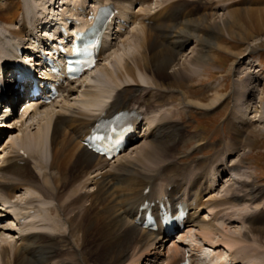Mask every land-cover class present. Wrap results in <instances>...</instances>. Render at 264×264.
<instances>
[{"label":"bare ground","instance_id":"1","mask_svg":"<svg viewBox=\"0 0 264 264\" xmlns=\"http://www.w3.org/2000/svg\"><path fill=\"white\" fill-rule=\"evenodd\" d=\"M73 1H63L58 7H51L49 0H5L0 3V66L3 63L4 66L9 65L12 58L17 56L19 48L34 39L40 32V27L50 24L52 17L57 16V20L66 25L63 18H60L58 9L61 7L60 12H65ZM76 1H81L83 7L93 6L94 10L101 5L118 4L120 14L116 19L123 18L130 25H136L132 28L131 36L126 38L124 34L130 31L124 24H117L121 29L125 27L124 33L119 28L113 33L111 31V41L104 43L101 57L107 60L113 50H121L122 54L114 60L112 68L103 65L102 75L92 76L91 83H86L80 95L78 91L83 83H77L84 79L63 86L62 99H56L49 105L34 104L32 108L28 107L23 111V114L35 115L40 110V113L46 114L44 119L47 122L43 123L41 130L33 133L31 141L27 137L18 138L20 141L17 142L12 140V145L8 146L11 150L4 157L0 155V221H16V227L9 222L3 224V229L19 233L17 242H6L9 237L6 241L1 239L0 264H78L76 257H60L61 252L58 254V261L54 258L60 242H69V237L78 233H83L80 255L84 261L87 262L88 257H99L103 264H121L133 256L136 264L144 256L151 257L153 250L169 241L161 237L162 233L149 232L135 223L140 204L145 199L159 196H168L174 202L189 201V205H195L194 211L189 214L188 226L198 229L204 238H209L204 241H208V247L219 252L224 249L229 251L230 263L264 264V229L257 231L258 228H255L256 223L264 219L263 206L254 213L242 214V218H246L244 221L251 224L248 232L245 231L240 237L224 233L217 242L213 241V236L222 230L213 220L198 217L201 209L213 208L216 210L214 218H217L230 206H237L235 203L243 198L254 204L264 197V190L249 188L247 181H241L244 187L233 189L232 186L229 189L230 198H211L204 202L206 187L201 179L210 180L208 174L194 171L193 166H182L177 159L172 158V150L177 143H189L196 137H189L180 128L179 122L182 119L176 115L181 113L178 106L181 105L184 111H189L187 109L192 106L205 111L219 108L228 99L222 92V85L209 86V90L211 88L214 91V97L211 100L207 98L209 102L204 103L200 95L191 100L190 91L180 94L175 86L160 84L163 78L193 79L198 74L195 66L205 71V64L214 54L213 46L220 42V33L225 30L235 39L242 38L241 41L253 36L254 31L264 30V0H215L217 7L225 11L221 16L217 13L196 16L194 11L188 9L186 0H162L159 5L156 1L155 7L148 4L151 0ZM88 2H92V5ZM136 2H139L138 10L127 13L128 8ZM215 7H211V10ZM50 14L53 16H49ZM210 29L217 33L210 37ZM46 34L48 33H44V36ZM130 38L131 42L128 41ZM193 39L199 47L197 53L181 61L178 58L181 50ZM259 44H250L243 53H234L237 57L236 66L230 68L237 75L246 74L245 78H238L232 83L235 86V90L231 91L235 109L231 113V123L236 137L242 136L247 140L263 132L262 128L250 126L255 120L264 121V112L258 119H254L255 115H250L255 110L256 101H261L260 98L264 97L259 95L264 89V77L245 70L254 68L260 73L262 68L256 62H244L246 56L258 50ZM76 93L78 99L72 97ZM168 104L171 106L166 107ZM121 110H126L136 125L140 119L146 120L145 125L149 127L142 136L147 137V141L137 146L135 155L126 160L120 155L114 162H110L84 146L82 136L91 131L97 120L110 117ZM155 114L158 116L152 117ZM6 121L8 123L10 120ZM20 122L19 126L23 128L26 125L24 118ZM31 127L32 124L25 127L24 131ZM196 139L200 143L197 147L202 148L204 137L197 136ZM236 142L239 145L242 141ZM237 145L228 150L236 152L239 149ZM22 149L27 151L28 157L33 159L34 167L39 169L38 183H31L25 178V170L18 167L27 157ZM217 161H214L216 167L214 171L212 169L213 173L225 172L227 169L220 170L221 162ZM240 163L235 162L230 167L238 168ZM75 178H87L79 190L81 193H78V197L70 193L60 203L62 197L61 200L57 198L67 188L74 186L72 179ZM90 186L93 188L88 189ZM75 187L78 189L80 185ZM147 187H150L148 192L145 191ZM20 189L27 191L26 195H20L19 201L12 200ZM82 192L86 197L95 195L91 199V206L100 211L95 213V221L90 224L84 222L82 215L72 218L65 213L72 203L83 200ZM51 199L58 201L57 207L43 208L49 204L47 200ZM23 200L25 205H21ZM83 210L87 213L90 208L84 207ZM53 211L57 212L55 218H52ZM227 221L232 222V219ZM65 224L71 229L69 237V234L61 231ZM53 231L57 234H53ZM44 235L49 237L44 238ZM47 238H53L52 242L48 243ZM184 239L183 235L179 241L182 248L176 243L168 248L169 264H177L181 257L184 260L189 252L184 249L183 244L190 243ZM202 248L203 246H192L191 257L197 255Z\"/></svg>","mask_w":264,"mask_h":264},{"label":"rangeland","instance_id":"2","mask_svg":"<svg viewBox=\"0 0 264 264\" xmlns=\"http://www.w3.org/2000/svg\"><path fill=\"white\" fill-rule=\"evenodd\" d=\"M156 1L159 5V3H161L162 0H151V2L148 4H150V6L152 7H155ZM248 1H251V0H248ZM4 2L5 0H0V3H4ZM185 2H186V5L188 6V9H190L191 11H194V14L196 16H200V15L202 16L207 13L208 14L217 13V15H220V16L225 14V11L223 10V8L219 9V7H217V4H216L217 2L215 0L213 1L211 0H186ZM262 4L264 5V2H262ZM214 6H216L215 7L216 9L214 8L215 10L214 9L211 10V7H214ZM132 7H134L135 11H137L139 8V2L134 3ZM135 25L136 23L132 24V27L129 28V31L130 30L132 31V28ZM137 26L139 25L137 24ZM131 31L130 33H125L124 38H126L127 36L130 37L132 33ZM213 33H217V31L210 29V37L211 35H213ZM252 33H253V36L246 38V40L244 39V41H241L242 38L239 37L235 39L225 30L224 33L222 34L220 33L221 35L220 42L218 44H215V46H213L214 54H212V57L208 60L207 64H205L206 65L205 71L200 70L201 69L200 67L195 66L196 70L198 71V74H196L193 79L175 80L174 78H170V79L163 78L160 81V84H163L167 87L175 86L176 90L180 94L183 91H190L192 93V96L190 97L191 100H195L200 95V99L204 103H208L209 102L208 99L211 100L214 97V91L211 90V88L209 90V86L212 87V85L221 84L222 92H224L227 95V98H228L227 101H225V104L223 106H219V108H216L210 111H205L203 108L192 106L189 109H187L189 111H186V110L184 111L183 107H181L180 105L178 106V108L180 109L181 113L176 114V115H179V117L182 119V121L179 122V126L181 129L185 131L184 133H187L189 137L190 136H193V137L196 136V137L195 139H191L189 143H184V144L177 143L178 145L176 144V146L172 150V155L174 154L172 158L177 159L178 162H180V165L182 166L183 165L187 167L193 166L195 167L193 169L194 171H197V172L202 171L208 175H210L212 173L210 171L216 167V164H215L216 162H214L216 160H218L217 162H221L222 166L220 165L219 168L227 169L223 173L220 172L214 175L211 174V176L213 177L212 180L210 179L206 181L205 179L204 180L201 179V182H203V185L206 187L203 193L204 202L210 201L211 198L214 199V198L229 197L231 195L229 189L232 188V186L234 187L233 189L244 187L242 186L241 181H247L248 183L246 185L248 186L250 185L249 188L251 187L252 189L254 188V189L264 190V121L261 122V121L255 120L252 123V126H250L251 128L252 127L257 128V129L262 128L263 132L257 133L249 140H247L245 137H242V136L236 137L234 130H232L233 126L231 123V116H232L231 113L233 112V109H235V104H234L235 101H233V97L231 96V91L232 89L235 90V86H233L232 83L235 82L238 78L243 79L246 76L245 73H240L237 75V72L230 69L236 66L235 60L237 59V57L234 55V53H237L239 51H242L243 53L247 49L248 45L260 43L258 45V50H255L256 52L253 51L251 55L246 56L244 58V62H246V64L249 62L255 63L259 59L260 62L263 64V68L260 73H257V69L255 70L253 68H252L253 70L252 69H248V70L245 69V70L247 71V73L250 72L253 75H256V76L262 75L264 77V30H262L261 32L254 31ZM128 41L131 42L132 41L131 38ZM125 42L127 43V40ZM127 47H128V44H127ZM198 48L199 47L196 44L195 39H193L189 44H187L181 50L178 58H180L181 61L185 59H189L197 53ZM111 53L112 54L110 58H108L107 60L100 61V64H101L99 66L100 70L95 71L92 75H95V74L97 76L102 75L103 71L101 72V69L103 68V65H107L110 68H112L114 60H116L117 58H120L122 51L119 50L118 52H115V50H113ZM170 72H171V69L169 68L168 73ZM90 79H92V76L88 75L87 77L84 78L83 81H80L81 83L79 82V84L83 83V85H80L79 87V91H78L79 95L85 89L84 86L86 85V83L88 82L91 83ZM263 83H264V79H262V84ZM78 93H76L72 97L73 98L76 97V99H78L79 98V96L77 95ZM259 95L264 96V89L262 90V93H260ZM260 100L261 101H258V102L256 101V107L254 108L255 110L252 113V115H250V116L255 115L256 117L254 119H258L261 113L264 112V97H262V99L260 98ZM170 106L171 105L168 104V106L166 107H170ZM17 116H18L17 114L13 113L10 116L9 118L10 121H8V123L0 125V149L1 150L4 149L3 151H0V155H2L3 157H4V154L8 152V150L9 151L11 150L8 146L12 145L11 144L12 140L17 142V141H20L18 140V138L20 139L22 137H27L29 138V141H31L30 138H32L33 133H36L38 130H41L43 123L47 122V120L44 119L46 117V114L44 112L42 113L38 112L32 116L24 115V121L26 122V125L22 128L19 126L22 122V121L20 122L22 118L20 119L19 117L18 119ZM153 116L157 117L158 115L155 114V115H152V117ZM12 122H15V123L13 124ZM31 124H32V127L28 128L27 131H24L25 127H28ZM147 127H149V125L144 126L143 132H145V129ZM62 135L63 134H61V137H63ZM197 136L204 137L205 139L202 141V145H203L202 148H200V146L197 147V145L200 144V143H197L198 142V140L196 139ZM236 140L242 141V142L239 145H237ZM145 141H147V137L141 138L136 144L129 147L126 150V152L123 153L124 158L122 159L126 160L127 157L135 155V149L137 148V146L142 145L143 143H145ZM235 144L237 145V149L238 148L239 149L236 152L231 153L228 150V148H230L231 146L232 147L235 146ZM244 156H246L245 159H244ZM242 160L244 161L241 162ZM235 162L237 164L240 163L241 166H239L238 168L235 167V169H233L230 166ZM18 165H19L18 167H21V169L23 168L25 170V178L32 181L31 183L35 184L39 182V174H38L39 169H36L34 167L33 159L30 161L29 159L24 160L22 163ZM86 179H83V178L72 179V182L75 183L74 186H72V188L71 187L67 188V190L65 191L62 190L64 192L60 194L59 198H57L61 200L60 198L62 197V200L59 202L61 203L64 200V198L68 197L70 193H74L75 197H78V193L79 194L81 193V191L79 192V190L83 187L82 186L84 185L83 182ZM77 180L79 181L77 182ZM75 185L76 186L80 185V187L77 189ZM91 188H93V186H90L88 189H91ZM25 192L27 191L20 189L16 193V196L12 198V200L14 201L21 200L20 195L24 194L25 196L26 195ZM29 193L31 194V192ZM82 196H83V200L81 202L72 203L66 209L65 213L71 216L72 218H75V216L82 215L81 217H83L84 222L90 224L91 222L95 221L93 220L95 218L94 217L95 213H97V211L98 212L100 211L99 209L97 210L96 207L91 206V203H92L91 199L95 195L91 197H86L85 194H83L82 192ZM251 200H254V199H251ZM24 201L25 200H23L21 205H25ZM47 201L49 204L44 205L43 208H47L48 206H52L54 208L57 207V204H58L57 200L51 199ZM263 202H264V197H262L260 200H258L254 204L251 203V201L244 200L243 198L241 200H238L235 203V205L237 206H234V207L230 206L223 213H221L220 216L218 215L217 218H214L216 210L213 208H211L212 210H210V208L201 209L198 212V217L200 218L204 217L205 220H213L214 223L222 230V231H219L220 233L217 232L216 234H214L213 236L214 242L215 241L217 242L218 239H221L224 233L232 235L234 237H238V236L240 237V235L242 233H245V231L248 232L251 227V224L244 221V219L246 218H242L243 216L242 214L254 213L260 207L262 206L264 207ZM84 207H87V208L89 207L90 211L87 213L84 212L83 210ZM46 212L47 211H45V213ZM53 212L54 213H53L52 218L57 217V212L56 211H53ZM257 214L259 215V212H257ZM229 219H232V222L227 221ZM263 221L264 219L256 223L255 228H258L257 231H261L264 229ZM9 222H11L12 225L16 224V222L11 219L2 221V222L0 221V227H2L0 228V241L1 239L3 241H6L8 240V237H9V241H6V242L12 241V243H14V242H17L19 233L11 232V231H7L3 229V224H7ZM188 229H189V232L184 233L185 241L187 240L188 242H192L196 246L201 245L200 247L209 246V244H206L208 241L206 243L204 242L208 240L209 238L207 239L205 237L206 238L205 239L203 235H201L198 232L199 231L198 229L195 230L190 226ZM61 231L63 233L66 232L67 235L69 234L68 237L71 234V232H69L71 231V229L67 224H65L62 227ZM53 234H57L56 231H53ZM41 235L43 236V234ZM46 237H49V235H44V238ZM69 238H70L69 242H66V241L60 242L61 244L56 250L58 252H56L54 255L55 256L54 258L56 259V261L59 260V258L57 257H58V254H60L59 252H61L60 257L62 258L64 257L75 258L76 257V259H78V264H103V261H101L99 257H95V258L88 257L87 262L84 261V259L81 257L80 251L82 250V245H83L82 244L83 233H78L76 236L69 237ZM52 239L53 238H47L48 243H51ZM58 239H59V236H58ZM180 239H181V235H178L174 237L173 239H171L170 241L164 243L162 246L158 245L160 247L153 250L154 252H156V254H152L153 258L155 257L154 259L151 260L149 259V257H146V258L143 257L136 264H150V262L153 260L154 261L158 260V262L155 264H166L168 261L167 255L170 253L168 248L172 245H175V243L178 246H181V243H179L178 241ZM183 246H187V244L186 245L184 244ZM188 248L189 246L187 247V249ZM213 256L214 257L212 261H207V262L205 261L203 262V264H213V262H221L222 260H226L230 256V252L224 251L223 254L220 256H217L215 254H213ZM159 257H160V260H159ZM194 258H195V260L193 261L194 264H200L202 262L200 259H198L197 255ZM121 264H135L134 257L133 256L128 257Z\"/></svg>","mask_w":264,"mask_h":264}]
</instances>
